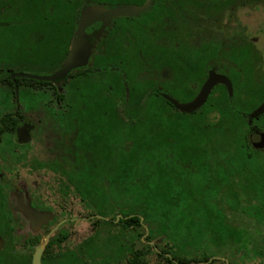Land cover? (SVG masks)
<instances>
[{"label": "flooded vegetation", "instance_id": "flooded-vegetation-1", "mask_svg": "<svg viewBox=\"0 0 264 264\" xmlns=\"http://www.w3.org/2000/svg\"><path fill=\"white\" fill-rule=\"evenodd\" d=\"M148 1L150 6L146 11L137 16L116 18L106 25L108 37L105 52L92 54L89 64L91 67L94 66L95 57L102 55L108 56L112 61L113 57L122 56L119 64L114 63L119 66L132 62L133 59L130 60L127 53L129 46L135 47L137 52L139 49L153 51L151 64L144 60L135 63L142 70L148 68L146 73L151 72L154 84L151 88L157 97L171 105L168 98L176 99L171 91L172 87L176 85L177 80L184 81L186 78L183 70H178V67H184L196 78L195 84L190 88L193 100L200 93L211 71L225 75L217 69L223 64L224 51L240 50L242 44L239 42L227 47L220 45L214 49H195L192 48L191 38L184 43H178L175 38L178 34L177 24L184 21L187 15L193 16L194 11L199 10L205 13L207 10L210 13L216 12L222 19L227 17L225 4L233 5L235 8L242 0H0V66L10 67L5 68L3 76L0 75V264H130V257L143 255L126 250L128 240L126 225L132 215L128 214V205H122L119 209L108 200L114 193L110 167H107L106 174L109 180H104V183L101 177L98 178L100 187H87L82 177L81 157L91 161L95 156H99L101 161L107 162L111 161V151L108 147L109 140L106 155L104 153L103 156L101 151L95 150L94 141L104 144L100 126L81 123L82 111L77 85L81 68L72 70L59 82H46L48 85L19 81L26 78H16L13 81L12 76L23 73L16 71V66L25 65L52 66V71L46 76L58 71L69 55L78 32L81 14L86 8L91 6H103L107 9L139 8ZM197 6L204 9H197ZM103 27V23L90 26L86 30L88 38L93 41ZM248 46L258 54L255 45ZM178 50H185V55L178 54ZM215 54L219 60L208 59ZM114 64H110L111 71L118 68ZM191 68L198 69L192 71ZM82 69L85 70L84 67ZM7 72L12 88L8 84ZM107 81H111V77H107ZM230 81L233 85V81L231 79ZM200 82L202 85L199 87ZM56 83H61L62 87L68 84L66 94L53 93L58 95L59 107L45 108L48 118L58 124L57 153L52 154L53 157L49 159L48 157L36 159L34 163H30L29 168L34 171L20 172L22 165L28 163L26 160L31 157V150L43 147L40 144H33L41 125L34 121L31 115L36 110L38 102L45 103L44 96L35 93V90L52 87L57 91ZM16 86L19 87L18 99ZM218 86L214 87L210 96ZM173 109L176 110V107ZM105 112V120H111L109 110ZM111 126L107 124L108 129ZM91 132L94 139L90 138ZM262 133L264 134V129L252 124L248 136L250 146L264 153V149H256L254 146L260 142ZM87 138L93 140L91 141L93 148L87 146L89 142ZM40 171L52 175L62 185L57 198L48 197L49 188L45 183L37 181L39 175L43 174ZM84 195L91 197L85 198ZM70 197L71 201L75 197L80 203H70ZM125 200L128 203L127 198ZM80 206L89 213L82 215ZM134 210L138 211L136 213L142 226L138 228L142 234L140 240L145 242L149 228L144 225L145 222L139 213L140 206ZM101 213H107V216ZM103 221L111 223L110 226L105 225ZM82 222L92 229L91 235L84 240H81ZM143 228L147 229L145 235ZM161 236L163 240H171L165 235ZM204 239L178 237L177 241L198 240L200 245ZM155 240L156 238L149 243L160 254V258H165V264H180L179 260L184 262V257L180 255L175 257L178 253L158 249V245H162V249L165 247L161 243H154ZM200 252L189 256V261L185 263L209 264L211 260L229 261L231 258L228 256L227 259L224 257L211 259L212 257L208 256L206 251L202 252L201 248ZM149 254L151 253H147V256ZM166 258H170V261L168 262ZM146 260L147 258L141 259L137 264H145Z\"/></svg>", "mask_w": 264, "mask_h": 264}, {"label": "trees", "instance_id": "trees-1", "mask_svg": "<svg viewBox=\"0 0 264 264\" xmlns=\"http://www.w3.org/2000/svg\"><path fill=\"white\" fill-rule=\"evenodd\" d=\"M241 44L240 50L224 51L223 64L217 67L233 81V97L225 86L219 85L207 103L192 114L174 110L172 103L167 105L157 97L151 88V72L146 73L148 69L142 70L135 63H152L153 53L145 49H139L135 59L129 56L133 61L123 66L118 65L122 56L113 57L112 61L102 55L95 57L94 66L80 69L77 85L81 123L100 126L104 144L94 141L95 150L106 155L109 140L111 151V161L107 162L99 156L91 161L81 157L82 177L87 187H100L98 178L105 183L110 167L113 187L117 182L124 183L128 214L132 215L126 225V250L143 254L130 257V264L145 260L151 252L160 257L149 242L161 235L171 239L163 241L168 245H173L171 241L176 243L178 237L210 238L215 242L213 253H221L222 246L227 245V251L233 254H263L264 153L250 146L248 135L252 124L264 129V113L250 123V115L264 103V69L258 66L259 55L248 46L252 44ZM208 59L217 60V54ZM110 64L118 67L116 71L110 70ZM5 68L10 69L8 65L0 66V75ZM181 69L186 78L177 80L171 91L178 101L187 102L193 98L190 88L196 78L184 67H178ZM6 76L12 88L9 72ZM107 110L111 114L109 121L105 120ZM108 123L112 125L110 129ZM89 135L94 139L92 132ZM87 140V146L93 148V140ZM136 204L141 205L139 213L149 228L145 242L140 240L138 211L131 208ZM247 215L251 220H247ZM198 244V240L182 241L167 251L162 245L157 247L178 253L175 257L185 258L179 263L186 264L189 256L200 252ZM243 258L232 255L229 263L240 264ZM166 260L169 262L170 258Z\"/></svg>", "mask_w": 264, "mask_h": 264}, {"label": "rangeland", "instance_id": "rangeland-1", "mask_svg": "<svg viewBox=\"0 0 264 264\" xmlns=\"http://www.w3.org/2000/svg\"><path fill=\"white\" fill-rule=\"evenodd\" d=\"M196 6V5H195ZM227 9V17L220 18L221 15H217L216 12L206 13L204 11H194L193 16L187 15L184 21L179 22L178 26V34L175 36L178 42L184 43L185 40L191 38L193 45L192 48H210L214 49L219 47L220 45H224L227 47L230 44L242 43V41H247L255 45L256 50L258 51L259 59L258 66L264 69V0H242L238 7H233V5H225ZM224 7V8H225ZM204 9V7H196ZM196 9V10H197ZM210 15L208 16V14ZM108 26H104L102 30L98 33V35L91 41L89 38V42L92 46L93 54H102L105 52L107 37H108ZM169 38V37H168ZM97 47V49H96ZM128 55L135 59V55L137 54V50L135 47H128ZM153 52V51H152ZM185 50H181L179 54L185 55ZM137 56V55H136ZM52 66H36V65H25V66H16V71H21L25 74H33L38 76H46L50 74ZM148 69V68H145ZM218 72V71H217ZM68 84H65L62 87L61 83H56L55 91L52 87H46L44 89H36L35 93L42 94L44 96L45 103H37V108L31 115V118L39 122L41 125L40 131L37 133V137L34 139L33 144L43 146L39 150H31V157L27 158V164L22 165L19 169L20 172H31L34 171L29 168L30 163H34L36 159H47L46 157H53L52 154L57 153V145L59 142V137L57 135L58 132V124L56 121H52L48 118L47 111L45 108H56L59 107L57 96L60 94H66L68 90ZM53 93H58V95H53ZM43 173L42 171H40ZM47 173V172H46ZM45 174V173H43ZM39 175L40 178L37 181L45 183V186L49 188V193L47 196L50 198H57L58 193L62 187L60 182L53 177L52 175ZM124 183L117 182L114 188V193L111 197L108 198L111 201L112 205L116 208L118 206L119 209L123 205H128L126 203V188L123 189ZM72 197V196H71ZM70 203H80L77 198L74 197V200ZM129 206V205H128ZM139 204L133 205L131 208H138ZM130 207V206H129ZM80 213L84 215L85 213H89L83 207L80 206ZM247 220H251L247 215L245 216ZM145 226L146 223H144ZM147 228V227H146ZM147 230V229H146ZM92 233V229L86 223H81V240L89 237ZM165 240V239H164ZM163 236H159L156 238L154 243H163ZM167 241V240H166ZM223 241V240H222ZM168 242V241H167ZM175 242V241H174ZM171 241L173 245H168L163 243L164 249L170 250L173 246H178L177 243ZM199 246L202 249V252H207L208 256L216 258V257H224L225 259L228 256H232L233 253L227 251V245H223L221 253H213L212 247L214 246L210 238H205ZM167 245V246H166ZM213 245V246H212ZM157 248V247H156ZM160 251V250H159ZM174 251H172L173 253ZM170 253V252H169ZM201 253V252H200ZM235 256L245 258L243 262L240 264H264V251L262 255L259 254H244V252H236L233 254ZM165 258H160L154 252H151L145 261V264H165ZM209 264H229L228 260L220 259V260H211Z\"/></svg>", "mask_w": 264, "mask_h": 264}, {"label": "water", "instance_id": "water-1", "mask_svg": "<svg viewBox=\"0 0 264 264\" xmlns=\"http://www.w3.org/2000/svg\"><path fill=\"white\" fill-rule=\"evenodd\" d=\"M150 6V1H148L144 6L139 8H127V7H117L115 9H107L103 6H91L86 8L80 18V24L78 32L72 44V48L69 55L64 62L63 66L55 73L49 76H38L33 74L17 73L12 76V80L15 81L16 78H26L32 79L40 82H59L66 78L68 74L76 69L83 68L89 64L92 57V46L88 40L86 30L96 24L103 23L104 26L111 23L112 20L120 17H130L137 16L140 13L146 11ZM217 85H224L228 89L229 96L233 97V85L230 79L225 76L211 71L209 77L205 84L203 85L200 93L196 98L187 103H181L176 99L168 98V100L182 113L192 114L202 108L208 101V98ZM17 99L19 98V87L16 86L15 89ZM264 113V103L257 108L250 115V123L253 119L259 117ZM256 149H264V134H261L260 142L254 144Z\"/></svg>", "mask_w": 264, "mask_h": 264}]
</instances>
